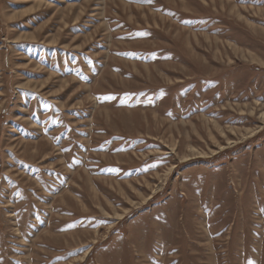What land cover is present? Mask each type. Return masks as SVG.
I'll return each instance as SVG.
<instances>
[{
  "label": "rangeland",
  "instance_id": "obj_1",
  "mask_svg": "<svg viewBox=\"0 0 264 264\" xmlns=\"http://www.w3.org/2000/svg\"><path fill=\"white\" fill-rule=\"evenodd\" d=\"M0 264H264V0H0Z\"/></svg>",
  "mask_w": 264,
  "mask_h": 264
}]
</instances>
